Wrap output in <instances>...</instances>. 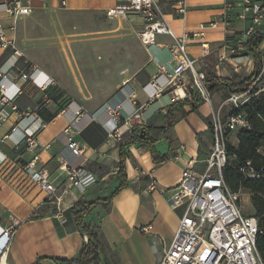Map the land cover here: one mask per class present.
Instances as JSON below:
<instances>
[{"label":"crops","instance_id":"obj_1","mask_svg":"<svg viewBox=\"0 0 264 264\" xmlns=\"http://www.w3.org/2000/svg\"><path fill=\"white\" fill-rule=\"evenodd\" d=\"M122 1L66 0V5L61 7L57 0H46L29 15L17 19L0 14L3 36L14 46L0 47V76L10 81L5 95H13L12 102L0 106V115L1 108L9 113L8 119L0 122V231L14 226L0 264H32L38 257H45L41 264H54L50 257L76 256L83 236L74 228L68 210L79 199L108 197L119 185V146L130 136L133 127L144 128L158 154H168V159L155 161L148 147L138 142L127 147L126 185L109 205L96 206L87 217L100 227L103 248L99 264H159L171 244L184 205L173 207L169 196L188 164L196 173L204 171L205 159L213 145L210 114L227 97V91L211 92V102H200L194 110L189 104L174 106L176 120L166 132L170 94L164 92L151 97L147 84L160 73L162 66L166 73L171 70L174 38L170 35L156 34L150 46L138 37L141 42L138 59H131L130 64L126 59L118 76L112 75L105 82L83 84L75 78L70 81L69 75L64 78L58 68L54 69L41 57L37 60L34 55L51 51L33 39V25L44 14L62 11L74 17L102 16L106 15V9ZM154 1L175 37L185 32L197 33L187 43L188 55L197 69L219 77L235 74L246 77L253 71V58L245 45L244 33L250 21L248 17L238 16V3L242 0H184V14L177 12L181 0ZM225 15L228 25L222 21ZM131 17L136 27L129 34L138 36L143 21L138 16ZM212 21L216 24L210 26ZM200 24L207 25L202 34H199ZM257 28L264 32V24ZM258 47L264 53V39ZM14 49L21 55L17 56ZM232 55H242L243 63L235 64ZM33 68L39 71L24 81L21 74ZM47 78L53 82L46 88L39 87ZM123 97L126 102L118 124L120 135L108 136L110 121L101 103L106 98V102L114 103ZM70 101L82 108L74 124L75 109L68 105ZM11 105L15 106L14 110ZM41 122L46 126L35 135L38 145L28 150L24 129ZM236 131L229 133L233 134L234 145L238 142ZM71 136L83 146L79 156L67 148V138ZM34 157L35 167L45 170L56 185L61 195L58 204L47 200L45 192L24 172L23 166ZM72 166L84 168L96 181L84 189L74 186L66 170ZM152 180L156 187L148 189ZM248 204L250 212L244 213L253 215L255 210L250 201ZM3 239L0 237V248Z\"/></svg>","mask_w":264,"mask_h":264},{"label":"built area","instance_id":"obj_2","mask_svg":"<svg viewBox=\"0 0 264 264\" xmlns=\"http://www.w3.org/2000/svg\"><path fill=\"white\" fill-rule=\"evenodd\" d=\"M45 1L0 0V14H7L17 19L29 15L37 5H44ZM57 1L61 7L66 5V0ZM238 9V16L248 17L250 21L249 27L244 32L246 36L264 24V0H242L238 3ZM185 10L184 0L179 1L177 12L184 14ZM105 14L115 18H126L131 15L140 17L143 21V28L138 32V37L147 46L153 45L156 34H167L174 38V45L170 51L173 61L171 70L166 73V69L162 66L160 73L147 84L151 89V97L168 92L171 103L179 100L192 101L196 98L202 102H211V92L207 89L205 82L206 73L195 67L194 60L187 52V43L197 33L185 32L182 36L175 37L164 14L154 0H124L106 9ZM222 21L228 25V16L225 15ZM215 24V21L209 23L210 26ZM206 26L205 24L199 25V34H202ZM9 45L14 48L13 42L3 36V28L0 23V47ZM14 53L17 56L21 55L16 49H14ZM231 59L235 64L243 63L242 55H232ZM38 71V68H33L30 72L22 73L21 78L24 81L32 79ZM263 73L264 55L261 72L255 83ZM9 82L7 77L0 76V106L12 102L13 95H5V89ZM52 82V78H47L39 84V87L46 88ZM250 91L251 89H248L228 94L221 104L211 111L212 148L205 159L204 171L196 173L192 170L191 164H188L183 169L178 184L172 188L169 196L171 205L173 207L184 205V211L171 244L164 252L159 264H264L255 245L259 232L258 221L253 215L243 212L240 204V191H231L222 177V168L227 161L228 134L246 127L248 124L243 113H234L233 110L248 102L251 97ZM125 102L123 97L122 100L114 103H104L103 108L110 121L108 136L120 135L118 124L122 119L121 110ZM68 105H73L75 109V118L72 120V124H74L78 120L77 116L82 113V108L73 101H70ZM226 107L228 108L225 110ZM11 109L14 110L15 106L11 105ZM1 112L3 113L0 115V122L9 117V113L3 108H1ZM45 126L46 123L41 122L34 128L24 129V141L28 150L38 145L35 135ZM68 129L67 127L65 131ZM67 148L76 156L81 155L83 151V146L72 136L67 138ZM35 158L28 161L23 166V170L29 179L45 192L47 200L58 204L61 195L58 193L56 185L49 179L48 173L35 167ZM66 170L67 178L74 186L81 189L96 181L93 174L80 166L67 167ZM261 172L250 169L248 177L259 178ZM155 187V181H150L148 189ZM147 228L144 230L146 231ZM13 234V224L1 229L0 237H3L4 241L0 248V257L8 249Z\"/></svg>","mask_w":264,"mask_h":264},{"label":"trees","instance_id":"obj_3","mask_svg":"<svg viewBox=\"0 0 264 264\" xmlns=\"http://www.w3.org/2000/svg\"><path fill=\"white\" fill-rule=\"evenodd\" d=\"M264 39V32L255 28L247 36L245 45L253 58V71L246 77L233 75L231 77H219L215 74H206V86L210 92L225 89L228 94L232 92H243L251 89V97L243 106L234 109V113L241 112L247 120V126L236 131L237 144L227 140V161L222 168V177L226 186L233 192L246 189L250 192V203L255 212L253 216L258 221L259 232L256 237V249L264 262V89L263 86L256 87L264 53L259 49V44ZM264 73L258 81L263 78ZM255 83V84H254ZM254 84V85H253ZM202 102L196 98L192 101L179 100L172 102L167 109L165 118V129L175 122L176 116L174 106L189 104L194 110ZM229 136V134H228ZM168 138V137H167ZM141 143L148 147L153 159L157 162L168 159V154L159 155L155 149L154 141L145 135V129L133 127L130 136L119 146V185L108 196L91 201L77 200L68 210L69 218L73 226L83 236L82 245L72 258L50 257L54 264H99L100 252L103 248L100 227L87 217L92 209L98 205H109L120 188L126 185L125 158L127 147L133 143ZM262 150V151H261ZM244 169V170H243ZM252 169L261 172L259 178L248 177ZM45 257H38L32 264H41Z\"/></svg>","mask_w":264,"mask_h":264},{"label":"rangeland","instance_id":"obj_4","mask_svg":"<svg viewBox=\"0 0 264 264\" xmlns=\"http://www.w3.org/2000/svg\"><path fill=\"white\" fill-rule=\"evenodd\" d=\"M136 27L134 18H115L106 15L81 14L74 17L62 11L46 13L33 25V39L51 51L35 52L39 58L80 83L105 82L112 75L118 76L126 59H138L140 49L138 36L129 33ZM126 51H125V48ZM264 85V75L256 82ZM106 98L101 104L106 103ZM229 135V141L233 139ZM243 212H250V192L240 191ZM249 198V200H248Z\"/></svg>","mask_w":264,"mask_h":264}]
</instances>
